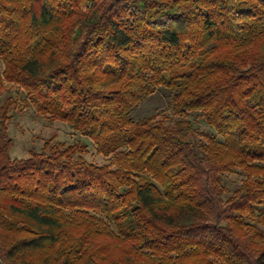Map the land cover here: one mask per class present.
I'll use <instances>...</instances> for the list:
<instances>
[{
  "label": "trees",
  "instance_id": "obj_1",
  "mask_svg": "<svg viewBox=\"0 0 264 264\" xmlns=\"http://www.w3.org/2000/svg\"><path fill=\"white\" fill-rule=\"evenodd\" d=\"M0 62L112 156L12 158L0 98V264H264V0H0ZM161 87L173 123L135 120Z\"/></svg>",
  "mask_w": 264,
  "mask_h": 264
},
{
  "label": "rangeland",
  "instance_id": "obj_2",
  "mask_svg": "<svg viewBox=\"0 0 264 264\" xmlns=\"http://www.w3.org/2000/svg\"><path fill=\"white\" fill-rule=\"evenodd\" d=\"M3 64L0 62V77L3 72ZM170 92L166 88H159L154 96L146 100L133 114L135 120L149 116L158 115L157 120L173 123L175 116L172 113ZM12 96L16 100V107L11 113V119L8 123L9 133L13 139V145L10 150L12 158H27L32 152H40L49 142H61L66 146L71 144H80L86 146L83 157L98 165L109 164L112 156H105L98 150V145L89 138L75 132L69 124L52 120L49 116L39 114L31 100L24 92L17 88L5 90L0 94V98L5 100ZM196 126L205 133L215 134L220 140L223 136L211 129L203 120H195ZM238 174L229 175L226 183L233 188L240 183Z\"/></svg>",
  "mask_w": 264,
  "mask_h": 264
}]
</instances>
